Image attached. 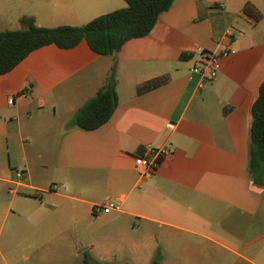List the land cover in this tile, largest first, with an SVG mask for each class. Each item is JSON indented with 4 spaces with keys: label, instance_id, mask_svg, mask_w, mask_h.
Here are the masks:
<instances>
[{
    "label": "crops",
    "instance_id": "0c3cea01",
    "mask_svg": "<svg viewBox=\"0 0 264 264\" xmlns=\"http://www.w3.org/2000/svg\"><path fill=\"white\" fill-rule=\"evenodd\" d=\"M125 5L0 0V29L24 28L23 17L81 25ZM226 47L200 86V52ZM114 61L110 119L93 130L68 125ZM263 79L264 0H174L148 34L110 55L85 40L31 51L0 74V264H83L85 253L116 264H150L158 253L159 264H264V184L246 174ZM160 147L172 153L141 174L135 157ZM106 201L119 206L92 213Z\"/></svg>",
    "mask_w": 264,
    "mask_h": 264
},
{
    "label": "trees",
    "instance_id": "16d2710c",
    "mask_svg": "<svg viewBox=\"0 0 264 264\" xmlns=\"http://www.w3.org/2000/svg\"><path fill=\"white\" fill-rule=\"evenodd\" d=\"M126 5L97 15L81 25H37L33 18L23 17L24 28L0 29V74L14 68L31 51L47 44L70 48L85 40L90 49L100 55H110L121 49L131 38L142 37L154 27L159 14L170 8L174 0H125ZM249 8V4L245 9ZM182 53L180 56H183ZM167 80L166 76L144 81L137 92L155 88ZM116 62L110 67L105 82L75 112L68 125L93 130L106 123L118 103L115 89ZM223 112H227L224 109ZM246 174L256 186L264 184V79L251 106V124L248 142ZM156 254L150 264H159ZM83 264H116L92 259L84 254Z\"/></svg>",
    "mask_w": 264,
    "mask_h": 264
},
{
    "label": "built area",
    "instance_id": "2783aa9c",
    "mask_svg": "<svg viewBox=\"0 0 264 264\" xmlns=\"http://www.w3.org/2000/svg\"><path fill=\"white\" fill-rule=\"evenodd\" d=\"M233 32L231 30H227L226 36L231 37ZM231 52V49L224 48L219 51H209V50H202L200 52V61L198 65H196L193 70L198 72L201 76L200 86H204L206 81L211 80L216 75V62L218 59L223 56L227 55ZM9 103H13L12 99H9ZM174 123H169L168 127H173ZM149 155L148 156H136L134 163L135 167L140 171L143 175H150L160 166L162 159L166 156H169L172 152L171 149L168 147H160L158 149H148ZM16 179L22 182L25 178L24 171L18 169L16 170ZM56 185L51 186V188H56ZM119 203H112L106 201L104 203H97L92 207V213L97 215L101 213H108L114 207H118Z\"/></svg>",
    "mask_w": 264,
    "mask_h": 264
},
{
    "label": "rangeland",
    "instance_id": "374dc122",
    "mask_svg": "<svg viewBox=\"0 0 264 264\" xmlns=\"http://www.w3.org/2000/svg\"><path fill=\"white\" fill-rule=\"evenodd\" d=\"M111 6H114V5H111ZM41 22H44V21H41ZM75 25H77V24H75ZM1 28H20V27L18 24L11 25V24L6 23L5 25H1ZM50 123L54 124L53 122H50ZM41 133H42V131L40 133H38V135H39L38 137H41ZM100 197L105 198V194H101ZM79 247L82 248L81 246H79Z\"/></svg>",
    "mask_w": 264,
    "mask_h": 264
}]
</instances>
